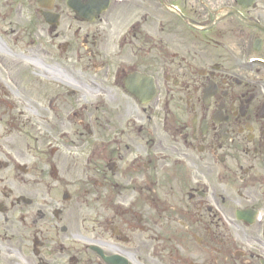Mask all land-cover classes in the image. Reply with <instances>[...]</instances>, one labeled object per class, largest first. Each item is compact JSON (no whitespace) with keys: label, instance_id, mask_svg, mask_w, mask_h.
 Returning <instances> with one entry per match:
<instances>
[{"label":"flooded vegetation","instance_id":"flooded-vegetation-1","mask_svg":"<svg viewBox=\"0 0 264 264\" xmlns=\"http://www.w3.org/2000/svg\"><path fill=\"white\" fill-rule=\"evenodd\" d=\"M0 142V264H264V0H0Z\"/></svg>","mask_w":264,"mask_h":264},{"label":"rangeland","instance_id":"rangeland-1","mask_svg":"<svg viewBox=\"0 0 264 264\" xmlns=\"http://www.w3.org/2000/svg\"><path fill=\"white\" fill-rule=\"evenodd\" d=\"M21 143H22V142H21ZM0 146H2V145H1V142H0Z\"/></svg>","mask_w":264,"mask_h":264}]
</instances>
